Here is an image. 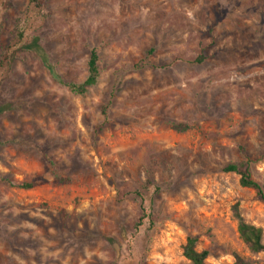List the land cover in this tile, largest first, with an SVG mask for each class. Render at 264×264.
Returning a JSON list of instances; mask_svg holds the SVG:
<instances>
[{"label": "rangeland", "instance_id": "374dc122", "mask_svg": "<svg viewBox=\"0 0 264 264\" xmlns=\"http://www.w3.org/2000/svg\"><path fill=\"white\" fill-rule=\"evenodd\" d=\"M5 57L0 264H192L188 237L264 264L234 215L264 243V203L224 171L264 187V0H0Z\"/></svg>", "mask_w": 264, "mask_h": 264}, {"label": "trees", "instance_id": "16d2710c", "mask_svg": "<svg viewBox=\"0 0 264 264\" xmlns=\"http://www.w3.org/2000/svg\"><path fill=\"white\" fill-rule=\"evenodd\" d=\"M49 0H29V5L34 11H42ZM25 24L20 21L16 25L17 39L23 41ZM8 57L0 61V69L8 62ZM99 54L96 48H92L89 52L87 61V79L82 84L68 83L66 86L74 93L82 95L87 92L88 88L97 85L100 79V71L98 66ZM201 61V58L199 59ZM106 115V108L102 110ZM172 129L177 132H186L191 127L186 123H178L172 125ZM225 172L234 173L239 176V183L243 188L255 191L260 200L264 203V187L253 179L247 163L229 164L224 169ZM234 215L238 221L237 231L240 239L253 253H264L263 232L261 228L247 224L238 211V207H234ZM140 221L139 223H141ZM197 240L194 237H188L183 246V256L192 264H208L209 252L206 250L198 251ZM240 261V259H238Z\"/></svg>", "mask_w": 264, "mask_h": 264}]
</instances>
